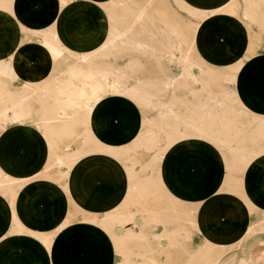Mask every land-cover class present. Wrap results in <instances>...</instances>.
Masks as SVG:
<instances>
[{
    "label": "crops",
    "instance_id": "0c3cea01",
    "mask_svg": "<svg viewBox=\"0 0 264 264\" xmlns=\"http://www.w3.org/2000/svg\"><path fill=\"white\" fill-rule=\"evenodd\" d=\"M107 1L17 0L15 14L0 8V175L6 179L0 184V264L122 263L111 233L97 222L117 214H133L134 219L124 226L116 224V231L133 228L147 234L146 240L137 243L146 247V254L140 252L147 257L133 256L132 264H178L168 257L166 261L164 255L160 260L155 256L162 252L174 258L177 251L172 247L185 245L191 250L182 263L194 264L187 259L206 244L224 250L238 243L233 255L219 256L215 264H264V186L260 182L264 156L248 178L247 193L252 199L248 204L240 195L222 189L225 166L217 150L203 138L179 140L165 152L156 171H141L144 177L160 174L165 190V195L162 190L148 195L149 207L141 211L130 194L129 162L96 151L93 140L86 145L80 124L93 102H82L72 86L65 105L66 94L52 86L65 79L77 83L66 74L64 53L54 59L42 35L21 24L55 31L72 51L91 50L104 37L106 18L100 3ZM203 23L199 49L203 59L205 38L219 49L218 43H225L238 56L247 50L250 35L240 17L217 12ZM257 56L258 62L264 61V49ZM66 120L78 127L79 134L64 141L60 150L84 147L90 151L73 164L67 177L58 180L47 173L55 176L67 168L54 160L48 169V132L52 127L57 142L63 141L61 128ZM143 122L141 107L115 94L96 104L90 117L96 140L120 148L132 145ZM69 141L71 146L66 145ZM172 201L192 213L177 217ZM65 221L69 223L57 229ZM176 231L180 233L175 240L180 243L170 245L162 234ZM32 232L54 234L51 248Z\"/></svg>",
    "mask_w": 264,
    "mask_h": 264
},
{
    "label": "rangeland",
    "instance_id": "374dc122",
    "mask_svg": "<svg viewBox=\"0 0 264 264\" xmlns=\"http://www.w3.org/2000/svg\"><path fill=\"white\" fill-rule=\"evenodd\" d=\"M7 1H9V3ZM7 1L6 2L8 4H10L9 7L12 10H14V12H15L14 7L16 8V6H17V0H14V1L13 0H7ZM10 1L12 3H10ZM68 1H69V3L74 2V0H62V3H65ZM117 1L119 4L117 3ZM117 1L116 0H109L107 2H101L100 3V7L103 10V13L106 16V18H108L109 16L110 17L113 16V17L110 20H106L107 22L108 21L109 22L107 23L105 21V24H104V25H106L105 29H107L106 31L104 30V32H106L105 36L106 35L107 36L105 37L103 35L104 37L102 38V40L98 41V45L94 49L83 50L85 53H87V56L89 55L88 56L90 59L89 60V63H90L89 69L83 68V67L81 68L79 66V63L77 62L76 57L80 54V51H72L71 49L66 47L60 41V39L57 37V34L52 33L55 31H53L51 29L47 33H51V35H54L55 37L53 36V38L61 46H59V47L55 46L57 49L51 45L50 46L46 45V46H47V49L49 50L50 54L53 56L54 59L57 56L61 57L62 53H64L63 58H64V63H65L66 74L74 77V79L77 81V83H72V79H65L63 83H61V82L60 83H57V82L52 83V86H55L56 88H57V86H59V89L66 91V92H64V94H66L67 91H69V89H71L72 86H76L75 91H77L79 93V95L83 94L82 96H80L82 102H84V101H87V102L92 101L93 102L90 106V109L87 110L88 113L90 112V110L92 109L93 106L98 104L100 100L102 101L103 97H105L109 94L121 95L124 98H128V100H132L134 103L137 101L136 104L139 102L138 106L140 105V107L142 109L143 120H144L142 130H141V134H140L141 136L139 135L138 136L139 138L137 137L136 138L137 140L135 139L132 142L133 144L130 145L129 147H127V149L126 148H120L117 146H108V145L100 144L98 142V140H95L96 138L94 137V132L92 130V127L90 124V119H89L91 117L90 113H92V110L89 113V115L86 113L87 111L83 112L82 121H81L82 123L80 124V126H82L81 134H83L85 136L86 145L88 144L89 140H91V142L93 140L92 143L94 145L96 144L98 151H103V150H101V148L99 150V147L103 146L105 148L107 147L106 149H104V151L107 153L109 152L111 154H113L111 152V151H113L112 147H115L113 155H115L117 153L116 156L119 155L120 157L123 158L122 160L129 162L127 165H128L129 173L131 172L129 174V177H130V180L132 181L130 194L134 197L135 202L140 206L141 211H143V210H147V207H149L148 200L145 199L148 195L156 193L159 190H162L163 192L161 191L160 193L162 195H165V190H164V187L162 185L160 174L158 175V173H157V176L150 175V176L144 177L141 175V171L147 170V169H151L152 172H154V170L156 171L158 169L159 163L161 162L165 152L173 145V143L175 144V141L178 142L179 141L178 139L181 138V136L186 137L188 135L187 138H192L193 133H191L190 128L187 127L186 123L183 122L182 120L177 119V118H173V117H171L172 119L171 118L167 119V118L162 117L158 106H150L149 105V107H146V105L148 106V104H145V106L143 104H140L141 101H138L137 99L133 98L131 95H128L129 94L128 88H130L135 83L147 82V83L152 85V88H150V90H152V91H156V89L160 90L159 98L161 97L160 101L163 102V104H166L167 106L169 104V106L171 105V107H173L175 110H177V106L179 105L177 111L180 112V114H183V113H185V111L187 112L188 106L192 107L193 104L197 103V101L200 102V99L204 101V91H203L204 90V77L203 76L205 74L204 75H202V74L204 73L206 60H208V54H209V52L210 53L212 52V54L210 56L211 60L209 62L211 63V65L214 68L215 76L216 77L222 76L223 77V80H222L223 83L222 84L228 85L232 89L239 90L241 93L240 94L241 97L243 96L242 93L248 94V92H250L249 91L250 90V88H249L250 83H248L249 79H245V73L248 72L251 74V72H253V70L251 69L252 67L250 68L248 64L250 63L251 57L254 58L256 54L258 55V53L261 52L262 49H264V41H263L264 40V28H263L264 25H262V23H264V7L261 4V3H264V0H262V1L257 0L258 2L260 1L259 3H260L261 8H259V9H256L254 7V3L256 0H253V1L252 0H224V1H222V0H204V1L203 0H198V1L197 0H195V1L187 0L188 2L186 0H184L185 1L184 6H183L184 9L181 8L180 3L177 4L178 3L177 0H176V2H175V0H173L176 7L172 5V2H171L172 0H133V2H132V0H127V1H130V2L134 3L135 5H137L136 9H138V11L140 10L141 14H143L145 16L148 15V17H145V18L148 20V22L151 25H154V28L161 31V33H162L161 36L160 35L154 36L152 31L150 30L151 28L143 20L140 21L139 19H136L132 14L125 12L123 6L121 5L122 0H117ZM202 2H203L204 6L202 5ZM13 3H15V4H13ZM212 3H213V7H212ZM249 3H251V4H249ZM195 4H199V5L203 6L202 10L198 11V13L200 12L199 13L200 15H203L204 11L206 14L208 13L209 15L204 14L203 16H199V14L197 12L190 11V9H189L190 6L195 5ZM207 4H208V6H207ZM118 5H120V6H118ZM178 5H180V6L178 7ZM217 5H219V6H217ZM12 6H14V7H12ZM214 7H216V8H214ZM206 11H209V12H206ZM211 11H213V12H211ZM224 11H226V12H224ZM214 12L215 13L216 12L228 13L231 15L238 16L243 20L244 24L246 25V29L248 31V34L250 35V44H249L247 50L245 51V53L243 55H241V56L235 55L234 53L231 52V50H230V52H231L230 54H225V52L223 53L224 50H222L223 49L222 45H224L225 43L222 42L223 43L222 44L221 42H219L218 43V45H220V49H219L217 46H215L212 43L211 40H209L208 38H205L204 39V59L200 56L199 49H200L201 34L199 31H201L205 27V24L203 23L204 20L206 18H208L209 16H211L212 14H214ZM159 13H160V15H159ZM254 14L255 15L258 14L257 16L259 18H256V16ZM159 16H161L163 18V20H160L162 18ZM124 17H128V19L126 20V19H124ZM113 18H114V20H112ZM116 18H119V20ZM254 18H256V19H254ZM150 19L154 20V21H151ZM1 20H2V18L0 19V21ZM121 20H125V21H121ZM113 22H117L116 24L115 23L114 24L116 26L118 25L117 27L121 28L122 31L126 29L125 32L129 31L128 32L129 34H130V32H132L131 34H133L132 36L134 38L131 37V34L129 36L134 40L132 42L128 43V46H130V47L134 46L133 48H136L135 50H131L132 48L130 49V48L126 47V45L124 47V43L122 42V46L124 48L123 49V48H121L122 46L120 44V41H121L120 39H119L120 40L119 41V40H116L117 38L116 39L109 38L111 36L110 31H109V26H110V23H113ZM167 23H169V24H167ZM190 24H192V25H190ZM107 25H109L108 28H107ZM177 26H179V27H177ZM23 27L25 29H27V31H29V29L27 28L26 25L25 26L23 25ZM179 28H181V29H179ZM46 30H48V29H46ZM46 30H44V31H46ZM258 32L261 33V35H258L257 34ZM181 34L182 35L184 34V36H182ZM181 36H182V40L179 38ZM136 37H137V39H136ZM175 37H176V40H175ZM184 37L187 38V40ZM183 39H185V40H183ZM141 41L145 45L149 46L151 50L154 49L153 52H155V53H152V52L151 53H144V52H142L138 48ZM183 41H187L188 44L186 42H183ZM176 42L181 44L180 45L181 48H177L178 50L175 47ZM183 43H186V44H183ZM182 47H183V49H182ZM58 48H60L61 50ZM125 48H127V49H125ZM185 48L187 51L185 50ZM68 51L72 54L68 55ZM182 53H183V58L188 59V60H184L185 64H183V66L179 64V58L182 56ZM148 54H150V55H148ZM190 57H191V59H194L195 61L189 60ZM235 57L237 59H235ZM156 58H158V59H156ZM159 58H161V59H159ZM238 58H239V60H238ZM110 59H112V60H110ZM231 59L234 61H231ZM92 60H93V62H90ZM134 60H136V61H134ZM235 60L237 62L239 61L238 65L235 64L236 63ZM188 61H190V62H188ZM192 62H193V64H192ZM232 62H234V63H232ZM102 64L106 67H104ZM131 64H134L133 68H130ZM232 64H235L237 67L232 65ZM92 65H97L95 67H97L98 69L99 68L104 69L107 67L109 68V67H111V65L115 66V67H119V68L121 67L122 69L116 71L115 74L116 73L121 74L123 77V79H122L123 81L119 85L110 83L109 85H107V87L104 86V88H105L104 89L103 85L99 86V84H98L99 78H98V73H97L98 70H96L97 68H95ZM240 65H241V68H240ZM186 67H188V68H186ZM235 68H237L238 71H236L237 69H235ZM188 69H190V70H188ZM233 69L235 71H233ZM241 69H242V71H241ZM239 70L242 73V75L239 72ZM112 72H114V71H112ZM237 72L239 73V76L241 75L240 78H239V76L236 77L238 75ZM262 72H264V71L260 72L261 75L264 74ZM88 73L91 74L89 77H88V75H89ZM186 73L188 74V76ZM230 73L235 78H239V79L238 80H229L233 77L231 75L229 76ZM253 73L258 75L257 72H253ZM85 74H88V75H86L87 76L86 78H84ZM92 74H93V76H92ZM95 75L97 76V78L94 77ZM185 75H186V77H185ZM190 75L197 76L200 79V81H195V83H194L193 82L194 80L192 79V77H190ZM171 78L173 80L176 79L179 81V83H178V81L175 82V84L178 85L179 87L173 86L174 87L173 88V87H168L165 84L163 85L164 81H167V79H171ZM201 79H202V82H201ZM91 80L93 82H91ZM95 80L97 82H95ZM183 81L185 84L180 83ZM189 82H190V84H189ZM90 83H92L93 85ZM164 83H166V82H164ZM201 83H203V84H201ZM11 85H10V87H11ZM181 85L183 87H181ZM61 86H63V87H61ZM156 86L158 88H156ZM185 86L188 88H186ZM115 89H116V91H115ZM191 89H193L195 91L194 94L191 92ZM244 90H247V91L245 92ZM81 92H82V94H81ZM199 92H201V93H199ZM186 94H187V96H186ZM67 96L68 95L65 96L66 99L64 100L66 106L68 104V97ZM194 97H195V99H194ZM186 98L190 101H193V104H192V102L188 101ZM133 99H135V100H133ZM175 99H178V100L175 101ZM184 99H185V101H184ZM162 100H164V101H162ZM166 101L167 102L169 101L170 103L169 102L166 103ZM141 103H144V102H141ZM176 103H177V105H175ZM179 103H181V104L185 103V105L186 104L187 105L186 106L180 105ZM145 119L148 120L149 122L150 121L153 122V124L147 123L148 121H145ZM234 122H235L234 123L235 126L241 125L242 127H244V129H246L247 126H250L249 118H246V117H235ZM168 123H171L172 126H171V124H168ZM148 124L153 126V127L150 126L152 129L151 132L149 131L150 127ZM158 125H160V127H158ZM181 126H183V127H181ZM146 127H148V128H146ZM49 128H51V130L53 129L50 126H49ZM73 128L74 127L69 125L67 120H66L65 125L61 128L62 133L64 135L63 141L61 140V141L57 142L58 138H56L55 142L53 141V144H52V142L49 143L50 156H49V160H48V169H50L52 167L54 160H56L57 164H59L60 166H65L67 168L66 172L59 173L58 175H55V176H53V174H51V173H47V175H49L53 178L55 177L58 180H61L64 177H67L69 169L71 167V166L69 167V165L73 166V164L77 161V159H79L82 156V154L84 155L85 153L90 151V149H84V147H81L80 149L73 151V153H75L76 155L78 154V156H79V157L77 156V158H76V155L74 154V159L76 161L74 160V162H71L68 166L62 163L61 156L65 152V151L60 150L62 144H64V141H66L67 139H73V136L79 134L78 127L74 128L75 131L73 130ZM156 129H158L159 131ZM164 130H166L167 132ZM179 130H183L186 132L188 131V133H187V135H185V134L180 135L181 132H178ZM53 131L56 132L54 129H53ZM189 131H190V133H189ZM145 132H146V135H145ZM157 133H158L159 137H157ZM175 133H177L178 135L177 134L175 135ZM151 134H152L153 138H150V139L151 140L153 139V140L150 142L149 137ZM168 135L171 137V139L173 141L172 143L170 142V144L168 142L169 141ZM189 135H191V137H189ZM247 135H248L247 133H244L243 136L247 137ZM60 136H61V134H60ZM155 136L157 139L155 138ZM175 137H177V138H175ZM140 139H142V141H140ZM146 140L149 141L148 142V144H150L149 146H153V145H157V146L153 150L148 149L147 147H144V146H148L147 142L144 143ZM136 141H138V142H136ZM70 142L71 141L66 143V145L71 146ZM136 143L138 146L136 145ZM144 144H147V145H144ZM132 147L135 150H133ZM109 149H110V151H109ZM117 149H118V151H117ZM78 151H80V153H82V154H80ZM132 152H134V154H132ZM135 154L138 155L139 158ZM141 160L142 161L148 160V161L142 162ZM241 171L242 170H240V169L238 171H234V170H230L229 168H225V176L228 177V176L234 175V176H238V177H241V176L243 177V175H244L246 177V173H244V171H242V172ZM1 182H6V179H3L0 175V184H1ZM143 184H144V186H143ZM230 188L231 187L228 185V183H223L222 189H226L228 191H231V192H234V193L240 195L242 197V199L245 202H247L248 204L252 203V199H251L250 195L247 193V190H245V191L242 190V189H247V188H238V189L232 188L233 191ZM172 203L175 204L173 201H172ZM173 210L175 211L177 217H179L180 215H190L192 213L191 211L185 210L179 204H177L175 207H173ZM107 217L103 218L104 221L102 219L100 220V221H102V223H100V221H97V222L100 223L102 226L103 225L106 226V227H104V226L103 227L111 233L114 230V226L116 225V223L119 224L121 221L123 222L124 220L129 219V218L134 217V216H133V214H131V215L117 214V215H113V216L107 215ZM113 217H114V219H113ZM84 218L85 219H92L94 221L97 220L96 218L90 217V216H85ZM110 218H112V219H110ZM117 220H119V221H117ZM111 221H113L114 223ZM128 221H130V220H128ZM128 221H126V222H128ZM103 222H105V223H103ZM126 222L124 223V225L126 224ZM68 223L69 222H66V221L61 222L58 225L57 229L63 228ZM136 225L137 224L135 223L134 227ZM143 227H144V225L142 224L141 228H143ZM146 229L148 231L150 228L146 227ZM261 229L264 230V219L261 223ZM123 230H124V228H123ZM123 232H126L127 236H124L122 238L118 237L117 240H114L116 242L117 247H118V251H120V253L123 255V259L121 261L122 263H118V264H132V262L134 261L133 256H137L138 254L140 256H146L144 254L141 255V252H140V251H144V253H145L146 247L145 246L142 247L140 244H137V243H138V241L140 242L142 240H146L147 234L145 232H143L142 230L136 231L133 228H127ZM176 232L177 233H174V234L172 233L171 235L162 234V236L163 237L165 236V237H167V239H169L170 245H174V244L178 245L180 242L178 240H175V238L178 236V234L180 232L179 231H176ZM32 233L34 235H36L37 237H39V239L44 243V245L47 248H49V249L51 248L52 243H53L54 234H45V233H38V232H32ZM252 233L253 232L251 230V232L249 234H252ZM239 244L240 243H238L236 246H234L236 248H234L233 246H230L224 250L223 249H216L211 244H206L202 248H200L197 252L192 253V255H190V260L189 259H187V260L189 261V263L194 262V264H195L196 260H197L196 263L198 262V264L203 263V261H204V264H215L219 256L222 258V257H227L230 255H233L234 251L239 248ZM173 248L177 251L174 258H171L169 255L167 256L166 254H163L162 252H159L160 254H157L155 257L160 260V258H162L164 255L166 257V261L168 260L167 259V257H168L169 260H171V261H176V262H178V264H183L182 261L186 260L187 253L189 252V250H191L190 249L191 247H189L188 245H185V246H180V247L179 246L178 247H172V249ZM137 249H139V252H137ZM194 254H195V257L193 256ZM198 257H200V259ZM144 260L145 261H153L152 259H149V258H146Z\"/></svg>",
    "mask_w": 264,
    "mask_h": 264
},
{
    "label": "bare ground",
    "instance_id": "6f19581e",
    "mask_svg": "<svg viewBox=\"0 0 264 264\" xmlns=\"http://www.w3.org/2000/svg\"><path fill=\"white\" fill-rule=\"evenodd\" d=\"M7 0H0V8H5L7 10H10L11 12H14V10H12L8 4L9 1ZM14 1V0H13ZM117 1V0H116ZM187 1V0H186ZM191 1V0H189ZM195 1V0H193ZM198 1V0H197ZM204 1V0H203ZM253 1V0H252ZM262 1V0H261ZM16 2V1H15ZM121 2V1H120ZM133 2V0H132ZM130 1H127V0H122V6L125 10L126 13H129V14H132L136 19H139L140 21H144L151 29L152 33L157 36H161V31L154 28V25H151L148 20L145 18V17H148L141 14L140 10L138 11V9H136L137 5H135L134 3H132ZM135 2V1H134ZM176 2V0H175ZM177 4H181V8H183L184 6V3L185 1L184 0H177ZM188 2V1H187ZM209 2V1H208ZM217 2V1H216ZM260 2V1H259ZM257 0L255 1L254 3V7L256 9H259L261 8L260 7V3H259ZM10 3H12L10 1ZM118 3V1H117ZM207 3V2H206ZM15 4V3H13ZM119 4V3H118ZM209 4V3H208ZM207 4V6H208ZM222 4V3H221ZM251 4V3H249ZM262 6L264 7V3H261ZM186 5V4H185ZM188 5V4H187ZM202 5H203V2H202ZM202 5H199V4H195V5H192L190 6V11L192 12H197L198 11H201L202 10ZM15 6V5H14ZM12 6V7H14ZM107 6V5H106ZM120 6V5H118ZM121 6V7H122ZM180 5H178L179 7ZM219 6V5H217ZM210 7V6H209ZM212 7H213V3H212ZM108 8V7H107ZM208 8V7H207ZM216 8V7H214ZM253 8V7H252ZM14 9H16L14 7ZM184 9V8H183ZM188 9V10H189ZM224 9V8H223ZM187 10V9H186ZM208 10V9H207ZM210 10V9H209ZM221 10V9H220ZM219 10V11H220ZM142 11V10H141ZM260 11V10H259ZM206 12H209V11H206ZM213 12V11H211ZM226 12V11H224ZM143 13V12H142ZM190 13V12H189ZM200 13V12H199ZM198 13V14H199ZM215 13V12H214ZM217 13V12H216ZM169 14V13H168ZM197 14V15H198ZM202 14V13H201ZM206 14L205 11L203 12V15ZM208 14V13H207ZM206 14V15H207ZM212 14V13H211ZM160 15V13H159ZM203 15H200L199 16H203ZM209 15V14H208ZM255 15V14H254ZM258 15V14H257ZM257 15L256 18H259ZM162 16V15H161ZM159 16V17H161ZM110 17V16H109ZM106 18V20H110L112 17L110 18ZM115 17V16H114ZM152 17V16H151ZM153 18V17H152ZM162 18V17H161ZM169 18V17H168ZM254 18V19H256ZM119 20V18H116ZM115 19V20H116ZM124 19H128V17H124ZM114 20V18L112 19ZM151 20V19H150ZM160 20H163L160 19ZM159 20V21H160ZM117 21V20H116ZM121 21H125V20H121ZM151 21H154V20H151ZM107 22V21H106ZM109 22V21H108ZM107 22V23H108ZM111 22V21H110ZM139 22V21H138ZM117 22H113V23H110V26L107 25V28L109 26V31H110V37L109 38H114L116 40H119L120 41V44L122 46V42L124 43V47L126 45V47L128 48H132L131 50H135L136 48H133L134 46L130 47L128 46V43L132 42L134 39H132L131 37H133L131 34L132 32H130L131 34V37L129 36L130 34L128 32H125V30L122 31L121 28L117 27L115 24ZM144 23V24H145ZM152 23V22H151ZM155 23V22H154ZM159 23V22H158ZM157 23V24H158ZM163 23V22H162ZM172 23V22H171ZM179 23V22H178ZM186 23V22H185ZM143 24V23H142ZM169 24V23H167ZM175 24V23H174ZM23 26V24H21ZM192 25V24H190ZM262 25H264V23H262ZM25 26V25H24ZM106 26V25H105ZM120 26V25H119ZM179 27V26H177ZM204 27V26H203ZM29 31H32V32H35V33H40L43 37V43L45 45H51V46H54V48L56 47H59L61 46L58 42L55 41V39L53 38L54 35H51V33H47L48 31H50V29L46 30V31H42V30H36V29H32V28H29ZM264 28V26H263ZM121 29V30H120ZM178 29V28H177ZM181 29V28H179ZM107 29H105L106 31ZM108 31V32H109ZM180 31V30H179ZM178 31V32H179ZM202 31V30H201ZM52 32V31H51ZM200 32V31H199ZM53 34L55 32H52ZM105 33L104 32V36H105ZM181 33V32H180ZM258 35H261V33H257ZM109 35V34H108ZM136 35V34H135ZM175 35V34H174ZM182 35V34H181ZM107 36V35H106ZM105 36V37H106ZM176 36V35H175ZM184 36V34L182 35ZM182 36L179 37L181 40H182ZM55 37V36H54ZM263 37V36H262ZM134 38V37H133ZM185 38V37H184ZM110 39V40H111ZM113 39V40H114ZM137 39V37H136ZM179 39V40H180ZM187 40V38H185ZM183 39V40H185ZM112 40V41H113ZM115 40V41H116ZM159 40V39H158ZM173 40V39H172ZM175 40H176V37H175ZM178 40V39H177ZM129 41V42H128ZM137 41V40H136ZM264 41V40H263ZM138 42V41H137ZM183 42H186L187 41H183ZM118 43V42H117ZM186 43H183V44H186ZM222 43V42H221ZM62 44V43H61ZM188 44V43H187ZM223 44V43H222ZM181 44L177 43L176 42V49L177 48H181L180 47ZM56 46V47H55ZM220 46V45H219ZM223 46V53L225 52V54H230V48L224 44L222 45ZM187 47V46H186ZM189 47V46H188ZM120 48V47H119ZM123 48V46L121 47ZM138 48L144 52V53H155L153 52V50L150 49L149 46L145 45L142 41L140 42V45L138 46ZM222 48V47H221ZM57 49V48H56ZM60 49V48H58ZM64 49V48H63ZM124 49V48H123ZM127 49V48H125ZM183 49V47H182ZM61 50V49H60ZM65 50V49H64ZM122 50V49H121ZM178 50V49H177ZM186 50V48H185ZM183 51V50H182ZM181 51V52H182ZM187 51V50H186ZM184 52V51H183ZM256 52V51H255ZM258 52V51H257ZM185 53V52H184ZM72 53H70L68 51V55H71ZM186 54V53H185ZM211 54L212 52L208 54V60H206V65H205V69H204V73L202 75H204V101L200 99V102H198L197 99V103L193 104V101H190L192 102L193 106L192 107H189L187 108V112L185 111V113L183 114H180V112H178V107L179 105L177 106V110H175L173 107H171V105L168 106L166 104H163V102L160 101V98H159V92L160 90L156 89V91H152L150 90V88H152V85L147 83V82H139V83H135L134 85H132L130 88H128V95H131L133 98L137 99L138 101H141V102H144V103H141L140 104H143L145 106V104H148V106L146 105V107H149L150 106H158L160 112H161V115L162 117L164 118H177V119H180L182 120L183 122L186 123L187 127L190 128V131L191 133H193V137L194 138H204V141L209 145V147L215 149L218 151V153L220 154L222 160H223V163H224V166L225 168H229L230 170H234V171H238L239 169L244 171V173H246V177L243 175V177H238V176H224V181L223 183H228V185L231 187L230 189H238V188H247V184H248V178L250 176V174H252V172L255 170L254 167H256V163L257 161L264 156V74L261 75V71H264V61H261V62H258V59L259 57L257 56V54L255 55L254 58L251 57L250 59V63L248 64L249 67L253 70V72H257L258 75H256L255 73L251 72L250 73H245V79H249L248 80V83H250V92H248V94L246 93H242V95L244 96H240V91L239 90H235V89H232L230 86L228 85H223L222 83V80H223V77L222 76H215L214 74V68L213 66L211 65V63L209 62L211 59ZM150 55V54H148ZM89 56V55H88ZM87 56V53H85L83 50L80 51V54L76 57V60L77 62L79 63V66L82 68H90V63H89V57ZM229 56V55H228ZM232 56V55H231ZM14 57V56H13ZM186 57V56H185ZM189 57V56H188ZM93 59V58H92ZM158 59V58H156ZM161 59V58H159ZM220 59V58H219ZM228 59V58H227ZM234 59V58H233ZM235 59H237L235 57ZM184 60H188L187 58L184 59L183 58V53H182V56L179 58V64L183 66L184 63ZM189 60H194V59H190ZM239 60V58H238ZM241 60V59H240ZM96 61V60H95ZM136 61V60H134ZM195 61V60H194ZM231 61H234L231 59ZM236 61V60H235ZM90 62H93L90 61ZM187 62V61H186ZM190 62V61H188ZM239 62V61H238ZM238 62L236 61V65H238ZM231 63V62H230ZM229 63V64H230ZM234 63V62H232ZM193 64V62H192ZM199 64V63H198ZM197 64V65H198ZM235 64H232L234 66H236ZM103 65V64H102ZM92 66H97V65H92ZM100 66V65H99ZM104 66V65H103ZM120 66V65H119ZM134 64H131L130 68H133ZM231 66V65H230ZM106 67V66H104ZM237 67V66H236ZM80 68V69H81ZM97 68V67H95ZM103 68V67H102ZM150 68V67H149ZM188 68V67H186ZM240 68H241V65H240ZM239 68V69H240ZM122 68L120 67H115V66H112L111 67H107V68H104V69H96L98 70V84L99 86L100 85H103V88L104 86L107 87V85H109L110 83H113V84H121V82L123 81V77L121 74H118L115 72L118 71V70H121ZM124 69V68H123ZM237 69V68H235ZM248 69V68H247ZM190 70V69H188ZM192 70V69H191ZM87 71V70H86ZM114 71V72H112ZM232 71V70H231ZM233 71H235L233 69ZM238 71V69L236 70ZM242 71V69H241ZM249 71V70H248ZM96 72V71H95ZM190 72V71H189ZM240 72V70H239ZM246 72V71H245ZM85 73V72H84ZM83 73V74H84ZM92 73V72H91ZM184 73V72H183ZM235 73V72H234ZM233 73V74H234ZM238 73V72H237ZM236 73V74H237ZM241 73V72H240ZM264 73V72H262ZM82 74V75H83ZM89 74V73H88ZM88 74H85L83 77L86 78ZM187 74V73H186ZM194 74V73H193ZM235 74V75H236ZM244 74V73H243ZM91 74L88 75V77L90 76ZM231 75V73L229 74V76ZM242 75V73H241ZM241 75L239 76V73L236 77L239 76V78L241 77ZM93 76V74H92ZM184 76V75H183ZM182 76V77H183ZM188 76V74H187ZM233 76V75H231ZM94 77L97 78V76L95 75ZM186 77V75H185ZM190 77H192V79L194 80L193 82L195 83V81H200V79L197 77V76H193V75H190ZM244 77V76H243ZM92 78V77H91ZM90 78V79H91ZM231 78V77H230ZM239 78H235L234 76L229 79V80H238ZM89 79V78H88ZM95 79V78H94ZM178 79V78H177ZM184 79V78H183ZM187 79V78H186ZM191 79V78H190ZM189 79V80H190ZM93 80V79H92ZM91 80V82H93ZM97 80V79H96ZM95 80V82H97ZM182 80V79H181ZM178 80H173L172 78L171 79H167V81H164L166 83L163 82V85H167L168 87H173V86H176V87H179L178 85L175 84V82H177ZM243 81V80H242ZM246 81V80H245ZM94 82V83H95ZM187 82V81H186ZM201 82H202V79H201ZM239 82V81H238ZM162 83V82H161ZM179 83V81H178ZM180 83H184L183 82H180ZM192 83V82H191ZM197 83V82H196ZM241 83V82H240ZM245 83V82H244ZM243 83V84H244ZM92 84V83H90ZM175 84V85H174ZM185 84V83H184ZM188 84V83H187ZM190 84V82H189ZM188 84V85H189ZM203 84V83H201ZM93 85V84H92ZM193 85V84H192ZM240 85V84H239ZM248 85V84H247ZM98 86V85H97ZM98 86V87H99ZM116 86V85H115ZM187 86V85H186ZM185 86V87H186ZM190 86V85H189ZM203 86V85H202ZM97 87V88H98ZM181 87H183L181 85ZM54 88L56 89V87L54 86ZM95 88V87H94ZM100 88V87H99ZM156 88H158L156 86ZM174 88V87H173ZM188 88V87H186ZM201 88V87H200ZM243 88V87H242ZM105 89V88H104ZM194 89V88H193ZM191 89V92L194 94L195 91ZM245 89V88H244ZM97 90V89H96ZM99 90V89H98ZM183 90V89H182ZM197 90V89H196ZM242 90V89H241ZM60 93L63 92H66L62 89H59ZM114 91V90H113ZM116 91V89H115ZM184 91V90H183ZM190 91V90H189ZM198 91V90H197ZM196 91V92H197ZM202 91V92H203ZM245 92L247 90H244ZM243 91V92H244ZM120 92V91H119ZM118 92V93H119ZM190 92V93H191ZM113 93V92H112ZM115 93V92H114ZM117 93V92H116ZM121 93V92H120ZM186 93V92H185ZM201 93V92H199ZM82 94V92H81ZM126 94V93H125ZM67 95V94H66ZM65 95V96H66ZM83 95V94H82ZM80 95V96H82ZM162 95V94H161ZM196 95V94H195ZM102 96V95H101ZM187 96V94H186ZM192 96V95H191ZM199 96V95H198ZM203 96V95H202ZM68 97V96H67ZM103 97V96H102ZM181 97V96H180ZM104 98V97H103ZM102 98V100H103ZM66 99V97H65ZM128 99V98H127ZM130 99V98H129ZM133 99V100H135ZM183 99V98H182ZM195 99V97H194ZM178 99H175V101H177ZM67 101V100H66ZM101 101V100H100ZM99 101V102H100ZM132 101V100H131ZM164 101V100H162ZM185 101V99H184ZM137 102V101H136ZM135 102V103H136ZM169 102V101H168ZM166 101V103H168ZM65 103V102H64ZM139 103V102H138ZM137 103V105H138ZM170 103V102H169ZM173 103V102H172ZM175 103V102H174ZM180 105H185V103L181 104L179 103ZM191 104V103H190ZM177 105V103L175 104ZM187 105V104H186ZM185 105V106H186ZM140 106V105H139ZM173 106V105H172ZM95 106L92 107L91 110H93ZM176 107V106H175ZM183 108V107H182ZM186 108V107H185ZM90 109V108H89ZM90 110V112H91ZM180 110V109H179ZM89 112V113H90ZM88 115V111L86 112ZM86 114V115H87ZM91 114V113H90ZM84 117V116H83ZM90 117V116H89ZM235 117H246V118H249V121H250V126H247L246 129H244V127H242L241 125L240 126H235L234 125V120H235ZM85 118V117H84ZM88 118V117H87ZM90 119V118H89ZM148 119V118H147ZM172 119V118H171ZM176 119V120H177ZM88 120V119H87ZM86 120V121H87ZM145 121H148L145 119ZM147 123H152L153 122H147ZM146 123V124H147ZM145 124V123H144ZM148 124V125H149ZM158 124V123H157ZM156 124V125H157ZM168 124H171V123H168ZM184 124V123H183ZM182 124V125H183ZM185 125V124H184ZM138 126V124H137ZM136 126V127H137ZM147 126V125H146ZM151 125H149L150 127ZM170 126V125H169ZM172 126V124H171ZM175 126V125H174ZM178 126V125H177ZM153 127V126H151ZM151 127H150V132H151ZM158 127H160V125H158ZM176 127V126H175ZM183 127V126H181ZM148 128V127H146ZM172 128V127H171ZM159 129V128H158ZM156 129V130H158ZM155 130V129H154ZM167 130V129H166ZM164 130V131H166ZM171 130V129H170ZM186 130V129H185ZM188 130V129H187ZM159 131V130H158ZM189 131V133H190ZM147 132V131H146ZM146 132H145V135H146ZM149 132V133H150ZM153 132V131H152ZM167 132V131H166ZM165 132V133H166ZM175 132V131H174ZM178 132H181L180 135H187L188 131H183V130H179ZM244 133H247V137L243 136ZM134 134V133H133ZM141 134V133H140ZM160 134V133H159ZM177 133H175L176 135ZM144 135V136H145ZM148 135V134H147ZM178 135V134H177ZM179 135V136H180ZM191 135H189V137H191ZM141 136V135H140ZM154 136V135H153ZM174 136V135H173ZM95 137V136H94ZM157 137L158 136V133H157ZM188 137V135L185 137V136H181V138H179L178 140H182V139H186ZM90 138V137H89ZM139 138V137H138ZM146 138V137H145ZM150 138H153L152 137V134L150 135L149 139ZM156 138V136H155ZM154 138V139H155ZM177 138V137H175ZM48 142L53 144V141L55 142L56 140V132L53 131V129L51 130V128H49V132H48ZM88 139V138H87ZM136 139V138H135ZM143 139V138H142ZM142 139H140V141H142ZM147 139V138H146ZM157 139V138H156ZM155 139V140H156ZM96 140V139H95ZM94 140V141H95ZM137 140V139H136ZM145 140V139H144ZM153 140V139H152ZM151 139L149 140L150 142L152 141ZM168 142L170 144V142L172 143V139L171 137L168 135ZM149 141H145L144 143L148 142ZM175 141V140H174ZM88 142V141H87ZM138 142V141H136ZM177 141H175L176 143ZM154 143V142H153ZM152 143V144H153ZM99 144V143H98ZM133 144V143H132ZM135 144V143H134ZM147 144H144V145H147ZM174 144V143H173ZM137 145V143H136ZM135 145V146H136ZM143 145V146H144ZM150 144H148V146H144V147H147L148 149H154L157 145H153V146H149ZM96 146V144H95ZM138 146V145H137ZM142 147V146H141ZM103 150L106 149L105 147H99V150ZM168 148V147H167ZM97 149V150H96ZM96 151H98V148L96 147ZM114 149L115 147H112V150L111 151L113 154H114ZM127 149V147H126ZM133 150H135L133 147H132ZM124 150V149H123ZM64 154L61 156V159H62V163L65 164V165H69L71 162H74V154L73 151H68V150H64ZM110 151V149H109ZM118 151V149H117ZM130 151V150H129ZM128 151V152H129ZM80 153V151H78ZM61 153V152H60ZM109 153V152H108ZM116 153V152H115ZM130 153V152H129ZM82 154V153H80ZM111 154V153H110ZM76 155V154H75ZM117 155V153L115 154V156ZM130 155V154H129ZM78 154L76 155V158H77ZM83 156V154H82ZM134 156V155H133ZM79 157V156H78ZM118 157H120L118 155ZM117 158V156H116ZM78 160V159H77ZM76 161V160H75ZM71 166V167H70ZM70 168H72V165H69ZM141 168V167H140ZM241 171V172H242ZM240 172V171H239ZM131 173V172H130ZM129 173V174H130ZM245 177V178H244ZM130 178V177H129ZM141 179V178H140ZM132 182V181H131ZM154 182V181H153ZM260 182L262 183V185L264 186V173L261 174L260 176ZM145 183V182H144ZM144 186V184H143ZM232 189V191H233ZM156 190V189H155ZM242 190H247V189H242ZM250 200V199H249ZM247 203V202H246ZM82 211V210H81ZM83 212V211H82ZM107 217V216H106ZM108 218V217H107ZM125 218V217H124ZM109 219V218H108ZM112 219V218H110ZM114 219V217H113ZM119 219V218H118ZM126 219V218H125ZM134 217H131L129 219H126L124 220L123 222L121 221L119 223L120 226H123L124 223L128 220H133ZM103 220V219H102ZM104 221V220H103ZM109 221V220H108ZM119 221V220H117ZM113 222V221H111ZM100 223H102V221H100ZM105 223V222H103ZM110 223V222H109ZM114 223V222H113ZM118 224V223H116ZM106 225V224H105ZM108 225V224H107ZM110 225V224H109ZM112 225V224H111ZM104 226V225H103ZM116 226V225H115ZM115 226H114V230L111 232V235L113 237L114 240H117L118 237L119 238H122L124 236H127V233L126 232H118L115 230ZM106 227V226H104ZM251 232V231H250ZM116 243V242H115ZM123 244V243H122ZM117 246V245H116ZM195 257V254L193 255ZM206 256V255H205ZM200 259V257H198ZM131 260V259H130ZM190 260V258H189ZM197 261V260H196ZM195 261V262H196ZM194 263V262H193ZM198 263V262H197Z\"/></svg>",
    "mask_w": 264,
    "mask_h": 264
}]
</instances>
